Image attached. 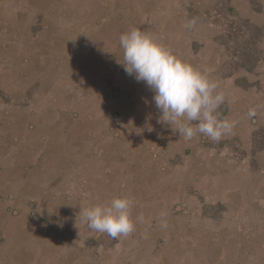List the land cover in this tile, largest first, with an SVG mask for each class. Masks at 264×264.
Segmentation results:
<instances>
[{
    "label": "rangeland",
    "instance_id": "1",
    "mask_svg": "<svg viewBox=\"0 0 264 264\" xmlns=\"http://www.w3.org/2000/svg\"><path fill=\"white\" fill-rule=\"evenodd\" d=\"M261 1L0 0V183L8 182L7 175L12 178L6 187L0 184V256H10L13 245H31L43 248L46 260L58 264L78 256L81 264H264V111L257 110L264 85L256 82L263 76L264 52L259 45L264 23L252 21L255 12L264 22ZM16 21H24L22 32L29 40L57 39L49 41V47L60 48L63 55L48 65L46 84L43 78L42 85L38 79L26 84L25 89L33 88L30 101L43 89L48 120L56 116L53 101L61 103L56 105L60 109L80 101V110L72 108L73 118L82 122L96 115L95 120L112 134L111 161L102 158V164L111 165L107 173L111 200L132 201L135 227L128 236L114 240L89 229L82 219L62 215L77 208L67 204L78 194L70 188L76 183L64 182L66 187L60 183L48 190L59 204H53L51 197L43 205L36 204L34 197L18 203V197L25 198L24 161L5 167L11 152L19 154L10 146L14 142L8 140V133L14 132L15 137L24 133L22 124L8 121L18 109L6 108L18 99L7 88L21 79L7 74L15 60L9 59L5 38ZM47 21L50 26L62 22L63 28L45 34L42 24ZM134 27L218 82L216 92L224 99L216 113L234 124L230 133L219 141L199 133L185 140L158 123L161 114L151 102L154 93L127 75L118 62L123 60L120 36ZM254 27L262 30L261 37ZM22 45L15 50L22 52ZM65 52L82 59L87 55L90 64L76 70L86 72L74 79L70 74L74 70L57 72V65L69 58ZM96 68L101 72L96 73ZM23 94L22 90L16 96L23 98ZM254 107L259 112L255 124L251 123ZM124 140L127 146L122 145ZM84 157L79 158L80 169L91 163ZM67 161L55 175H48L60 180L72 167L64 165ZM79 205L81 209L95 204Z\"/></svg>",
    "mask_w": 264,
    "mask_h": 264
},
{
    "label": "crops",
    "instance_id": "2",
    "mask_svg": "<svg viewBox=\"0 0 264 264\" xmlns=\"http://www.w3.org/2000/svg\"><path fill=\"white\" fill-rule=\"evenodd\" d=\"M261 3V5H263L264 7V0L261 1ZM42 5L43 3L41 4V6ZM248 12H250V10ZM252 21L261 26H263L264 23L263 18L255 14V12L253 14ZM50 22L51 21H47L46 24L45 22H43L42 24L43 28L45 29V34L49 29L63 28L62 22H56L53 26L49 25ZM14 25L16 27L12 28L13 32L12 30L10 32L7 31L8 36L5 38L7 41L6 50L9 54V59L11 61L13 57L12 60H15L14 64L12 63L11 65H9V68H7V74L8 76L14 77L15 79H21L20 83L15 82L16 84H13V81L12 86H9L7 88L8 91L13 93V97L15 96V98L17 97L18 99L12 104L8 103L6 108L18 109V111H15L14 116H11L8 121L18 126H21L22 124L24 126V133L22 136L17 135L16 137L14 136V132L8 133V140H12L14 142L10 146L14 145V147L18 149L17 151L19 152V154H17V152L15 151L11 152L12 149H8V152H11L13 155L9 157V160L6 162L5 167H12L21 158L24 161V172L25 174H27L23 176V191L25 198L18 197L19 204L23 203V201H25V199L27 200V198H29V202L33 197L37 198L39 201H36V204L43 205L44 203H50V197L55 198V200L52 202L53 204H59L61 201L58 200L55 196L52 197L53 194L48 193V190H55V188H58L60 183H62V187H66L64 182L76 183L75 186L71 185L70 188H74V191L75 189H77L76 194H78L76 196H73L72 200H68L67 204L72 205L73 209L74 206H77V208H75L74 211L69 209L70 213L65 212L62 215H69V218H72V220H81L80 218H78L80 212L79 204L91 205L98 203H110V189L112 182L110 178L111 175H107V173L111 172V165L107 167V165L102 164V162H104L102 158L107 159L108 163H110L111 161L110 159L112 155H110L108 152H110L112 148V134L110 132H107V128L103 123L101 124L99 121L95 120L96 115L88 118V121L84 120L82 122L80 121V118H73L72 108L80 110V101L74 102L72 106L69 105L64 109H60L56 106L57 104L61 103L53 101L52 104H54L57 109L55 113L56 116L53 119H46L45 116L47 114L45 113H47V111L44 110L45 103L43 102L47 100H44L43 89L42 91H40L41 89L38 90V94L35 97L34 101H30L28 94L31 90H33V88L32 86H30V88L27 90L25 89V87L26 84L29 83V81L33 80L35 82V79H38V83H40V85H42L41 78H43L44 84L48 82V79H45L47 67L49 64L54 65L56 62V58L58 59L59 57H63L61 49L55 47L53 50L49 47L50 44L57 39H46L44 36L42 38H36V41L29 40L28 36L25 35L26 33L23 34L22 32L25 25L24 21H16ZM33 25H36V23H34ZM1 41H3L2 37H0V42ZM49 41H51V43H48ZM21 42H23V45L25 47L21 49L22 52H18L19 49L16 48L15 50V46L20 45ZM11 46H13V49H11ZM259 46L260 49L264 52V37L260 41ZM64 55L69 58L64 57V60L57 65V72L62 73L63 71L69 72L70 70H74V74L70 73L73 79L76 78L78 74H83L84 72H86H77L76 70L84 63H87L88 65L90 64L87 60V55H85L86 58L84 59H82L81 56V59L79 57L76 58L72 52H65ZM190 62L192 63V61ZM262 69L263 76H261V78H257L256 82L264 85V62L263 68H261V70ZM99 72H101V70L99 68H96V73ZM61 73H56V75L61 76ZM94 82L101 89V83L98 79V76H95ZM87 85H92L90 79L88 80ZM22 90L24 91L23 95H25L23 98L21 97L23 100L16 96V94L20 93ZM259 103L260 108H258L257 110H260L262 108L264 111V99ZM251 108L252 106L247 105V110H251ZM32 109L34 110V112L32 111ZM254 110L255 112H251V114L256 115L252 119L251 123L253 124L257 122L256 117L259 113L256 111V107H254ZM91 113L93 115L94 112ZM260 118L261 117H259V119ZM82 123L84 124L80 127ZM29 126L31 129H29ZM18 142H20L19 146ZM114 142H116V138L114 139ZM124 142L125 143H123L122 145L127 146L128 143H126L125 140ZM20 146L22 147L20 148ZM113 146H115V144H113ZM81 156H85L84 158L87 159L86 163L91 162L89 166L86 165L82 169H80V164H78L79 158H81ZM65 160L68 161L64 165H68V167L72 166L71 169L66 171V174L62 175L60 180L58 179L59 177H50L48 175L49 172L55 175L57 172L56 170L59 169L60 171L61 168L64 167L60 164L62 163V161L65 162ZM98 172L100 173L99 175L96 174ZM87 173H93L94 175L87 176ZM9 177V175L5 177L6 181L8 182L10 181V179H12L11 177ZM97 181H101L99 186L96 185ZM8 182H3L0 184L6 187L5 184L7 183V185H9ZM106 184L108 186L107 188ZM9 188L10 187L3 188V190ZM45 189L46 191L43 192ZM88 190L89 192H87ZM106 190H108V192H106ZM97 198H99L100 200H97ZM24 232H26V230H24ZM261 236L262 235H259L258 238H260ZM254 237H256V235H254ZM252 242L255 241L252 240ZM37 247L38 246L31 245H13L11 250L12 253L10 256H0V264H58L46 260V258L43 256V254L45 253L44 249H37ZM139 248L141 249L140 245ZM38 254L40 256V259L37 257L35 261L32 260L33 257L35 256L36 258ZM78 259L79 256L76 257V260H73L72 257V261L65 262L64 264H81L82 262H79ZM88 264L95 263L91 262Z\"/></svg>",
    "mask_w": 264,
    "mask_h": 264
},
{
    "label": "clouds",
    "instance_id": "3",
    "mask_svg": "<svg viewBox=\"0 0 264 264\" xmlns=\"http://www.w3.org/2000/svg\"><path fill=\"white\" fill-rule=\"evenodd\" d=\"M120 47L123 60L118 62L126 74L154 93L151 102L161 114L158 123L178 132L185 140L199 133L219 141L232 131V122L218 118L216 109L224 97L216 92L217 84L205 72L174 55L139 28L123 33ZM131 204L127 197H116L108 204L81 208L78 218L89 229L115 240L134 231Z\"/></svg>",
    "mask_w": 264,
    "mask_h": 264
},
{
    "label": "trees",
    "instance_id": "4",
    "mask_svg": "<svg viewBox=\"0 0 264 264\" xmlns=\"http://www.w3.org/2000/svg\"><path fill=\"white\" fill-rule=\"evenodd\" d=\"M246 22H248V21H246ZM254 28L256 29V32L258 33V38H259V36L261 37L262 30L259 27H254ZM242 68H244V66H242Z\"/></svg>",
    "mask_w": 264,
    "mask_h": 264
},
{
    "label": "bare ground",
    "instance_id": "5",
    "mask_svg": "<svg viewBox=\"0 0 264 264\" xmlns=\"http://www.w3.org/2000/svg\"><path fill=\"white\" fill-rule=\"evenodd\" d=\"M20 77V76H19ZM15 82V81H14ZM90 163V162H89ZM185 234V233H184Z\"/></svg>",
    "mask_w": 264,
    "mask_h": 264
}]
</instances>
